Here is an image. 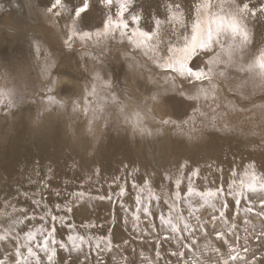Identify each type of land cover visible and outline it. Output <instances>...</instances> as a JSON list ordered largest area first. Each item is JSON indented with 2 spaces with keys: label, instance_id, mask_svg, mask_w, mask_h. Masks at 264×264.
<instances>
[{
  "label": "snow or ice",
  "instance_id": "obj_1",
  "mask_svg": "<svg viewBox=\"0 0 264 264\" xmlns=\"http://www.w3.org/2000/svg\"><path fill=\"white\" fill-rule=\"evenodd\" d=\"M95 4L105 6L109 11L115 5L116 11L112 15H107L102 8L100 23L92 24L88 19L93 6L91 0H49L44 11L55 16L57 21H63L66 29L63 45L69 53L74 51L77 42L85 43L93 36L101 35H110L113 39L127 37L128 41L140 47L153 40L162 23L171 24L170 31L166 33L167 41L161 39L150 47L154 67L159 70L158 74L165 81L164 93L160 92V86L154 78L157 73H153L152 79H145L144 89L149 101L158 104L179 103L183 106V110L171 113L164 111L158 121L160 125H171L175 128L177 124L187 123L186 118L190 119L189 109L200 111L196 101L201 96L207 99L210 91L215 101L219 95L217 89L226 94L224 99L227 100L225 107L228 111L241 113L259 111L264 119V48H257L254 45L255 26L257 22L264 24V0H169L165 6V20L155 19L153 27L147 30L139 26L141 16L131 14L128 0H95ZM11 7L31 9L34 5L32 0H23L22 5L15 4ZM125 13L131 15L130 22ZM172 21L176 22L172 23ZM130 24L137 25L131 32L128 31ZM137 36L143 39L140 41L133 39ZM33 39L36 41L35 54L39 55V38ZM51 55L54 53L44 56L43 66V71L48 76V83L45 85V92L41 94V102L47 103L38 113L34 123L39 126L45 113L51 114L53 111L66 113L71 110L77 118L81 116L84 118L85 136L94 135L95 125L98 123L102 122L107 128L109 125L105 107L93 106L92 100V97L97 95L96 81L101 79L99 73L94 76L89 75L86 69L81 68L79 60L76 61L75 74L67 71V68L72 67L70 60L62 72L59 63L49 62ZM101 67H103L102 62ZM8 74V70L5 69V77ZM57 74L72 75V78L81 85L79 93L75 87H64L63 91L70 94V99L66 102L56 100L52 95L55 92ZM118 80L119 76L105 71L103 88L106 90L103 95L105 101L119 106L120 111L123 112L124 101L121 97L131 98V96L126 89L117 91ZM21 86L26 87L24 82H21ZM169 88L174 89L173 96H166ZM177 95L180 97L179 101L175 100ZM136 100L138 105L142 103L139 97ZM25 103H35V100L29 101L22 94H18V86L0 89V109H3V119L15 115ZM134 131L141 136L154 134L151 128L143 125H136ZM195 131V127L188 132L181 127L178 135L194 141L199 139L193 135ZM156 134H159L158 130ZM259 147L264 157V134L259 137ZM84 151L85 157L72 163L77 169L87 168L93 176H101L102 169L95 160V148L86 145ZM34 163L39 165L40 162ZM53 164L54 161L48 162L46 176L55 175ZM121 164L127 175H131L133 171L137 176L140 175L139 166L126 164L123 161ZM177 171L184 172L188 183L185 186L182 180H175L170 190L171 203L169 199H163L160 195L150 194L147 200L135 196L130 204L134 222L142 217H157L161 225L170 229L167 234L153 232L156 226L152 220H148L145 229L141 232L144 238H147L145 233L154 237V249L156 244L163 248L164 242H167L171 248L167 259L161 256L159 250H155L152 257L154 264H161L162 261L164 264H264V159L260 162L258 170L256 161H252L251 180L247 184L244 180H240L237 184L235 179L237 170L233 169L231 183L225 181L214 191H205L203 188L195 190L192 177L198 178L201 170L198 165L193 166L189 158L183 159ZM33 172L39 175L36 167L33 168ZM220 172L223 173L222 168ZM247 174L245 170V175ZM164 178H170L167 169ZM112 183L119 189L117 195L123 198L128 189L121 187L116 182V178H113ZM144 184H149V181L140 177L139 181H133L132 188ZM50 185L51 180L48 179L45 187L50 188ZM154 187L159 191V185ZM17 193H19L18 189ZM253 193L259 195L254 199ZM61 194L60 191L55 193L57 197ZM194 194L202 198V203L197 206L188 202L187 214H185L181 208L186 202L184 197H191ZM12 195L13 193H9L3 201H0V264H107V260L103 258L104 254L108 253L111 257L113 252L118 253L124 264H136L135 258H129L135 253V249L127 248L129 241L116 239V224L128 225L126 216L128 209H124L123 203L120 204V208L124 214L119 219L110 214L108 231L103 234L101 241L93 245L91 238L86 234L76 236L68 234L66 240L57 238L56 221L59 212L63 211L64 216H68L79 210L78 207L65 206L64 209H60L58 204L54 209L56 214L50 217L51 227L45 226L37 234L22 227L35 217L29 216V210L18 204V195L16 200L10 199ZM221 196L224 199H220ZM82 197L83 192H79L76 198ZM213 197L216 199L210 203ZM228 197L231 199L229 200ZM25 198H27L26 194ZM105 199L111 202L112 197L107 193L99 196L100 201ZM32 203L35 205L38 201L33 198ZM72 203L75 204V201L73 200ZM217 203L219 207L216 206ZM156 204H162L163 209L159 212L153 211V206ZM80 207H83V202ZM230 208L232 211L229 210ZM201 209V214L195 215ZM165 211L167 215L164 214ZM209 211L211 214L205 218ZM16 214L23 219L17 218ZM44 219L45 217H40L41 222ZM220 222L226 225L227 231L217 227ZM68 223L71 228V221ZM97 226L93 225V228ZM99 227L103 228V225ZM136 227L139 225L137 224ZM21 232L25 234L27 245L20 241ZM37 235L40 239H37ZM209 238H213L212 243H208ZM201 240L204 241L202 248L198 247ZM121 245L125 246L122 251ZM61 252L66 253L62 259H60ZM138 258L140 264H150L149 260L142 256Z\"/></svg>",
  "mask_w": 264,
  "mask_h": 264
},
{
  "label": "rangeland",
  "instance_id": "obj_2",
  "mask_svg": "<svg viewBox=\"0 0 264 264\" xmlns=\"http://www.w3.org/2000/svg\"><path fill=\"white\" fill-rule=\"evenodd\" d=\"M11 1L12 0H0V18L10 21L11 25L13 24L12 27H10V31L0 32V89L18 86V94H22L25 99L29 101L35 100V103H25L21 105L19 110L15 112V115H9L6 120L2 118L3 109H0V153H7V151L9 150V146L10 149L12 147H15V145L20 147L24 141L30 139V136H32L31 140L34 143H44L45 145V142H47L48 151H54V147L52 146L53 144L51 143L52 141H48L46 135H44L42 131L45 126H43L41 123L45 122L49 127L48 130H51V133L54 131H58V133L62 132V134L67 135V139L64 136L65 139L62 143H66L70 149L78 148L80 149V152L85 155L84 147L86 145L92 148L97 147L98 149H95L96 162L97 159L99 160V156L102 157L101 153L103 152V150L111 148L113 151V160L120 162L123 161L126 164L131 163L130 165L137 166L140 161L137 157L133 158V154L130 153L128 154L129 157L127 159L123 156V151H120L119 153L117 151L118 143L120 140H124L122 139L123 137L128 136L129 138H132L130 139L131 141H133V139L139 138L140 141L138 144L140 146V149L142 150L140 156L143 157V161L147 162L155 171L160 172L162 166L169 164L167 153L169 152L170 148L175 147V144L176 147H179V149H183L185 155H192L193 159L201 157L203 153H208L205 150L206 146L207 144L211 145L217 142L215 134L216 132H221L222 129H224L221 128L224 120L228 125L232 127H237L236 125L239 122H242V127L240 130L243 131L244 134L264 132V119H262L259 111L243 113L239 111H228L225 107V105L227 104V100L224 99L226 94L219 89H217L219 95L217 96L215 101L212 98L211 91L209 92L207 99L201 96V98L196 101L197 108L200 109V111H193L189 109L190 119L186 118L188 120L187 123H184L183 125L177 124L175 128H173L171 125H160L158 121L160 116L163 115L164 111L170 113L174 111H182L183 106L179 103H176L175 105H173L172 103L158 104L148 100V94L145 92L144 84L146 78H153V73H157L154 78L157 84L160 86L161 93H164L163 85L165 81L164 78L158 74L159 70L155 69L154 63L150 62V60H140L139 58L134 57L132 50H130L131 47L127 42L120 44L113 43V40L115 39H113L112 37H109L107 39L108 46L101 43H94L92 49H102V51L105 50L112 56H110V58L101 57L98 58V60L83 59L82 54L86 52L87 49H89L84 43L75 44L74 51H72L71 53H69L68 50L66 51L67 48L64 45L57 44V42H55V44L52 43L51 46L49 38L47 37V35H45V29L42 25L35 23L33 25H28L29 23L26 21L24 9L20 8L16 17L12 14V11L9 10V8L11 9ZM17 3L22 5L23 0H17ZM102 8L104 9V11H106V8L104 6H100V10ZM175 22L176 21H172V23ZM167 25L169 28L168 30L170 31L171 24L168 23ZM37 29H39V31ZM31 31H34L35 36L29 35ZM33 38H39V55L35 54L36 41ZM48 53L55 54L51 55L49 62L61 64V69L63 68L62 71L65 70L64 66L70 60L73 67L67 68V71L69 70V73L75 74L76 61L79 60L81 68L86 69L89 75L94 76L95 73H100L101 79L96 81L97 95L92 97V100L93 106L102 105L105 107V115L107 116L109 125L107 128L103 126L102 122L98 123L97 125H95L94 135L85 136L84 118L82 116L77 118L76 114L71 112V110L66 113H58L57 111H53L51 114L45 113L39 126L34 123V121L37 119L38 113L42 108L45 107L47 103L46 101L43 103L41 102V94L45 92V85L48 83V76L46 72L43 71L44 56ZM66 57L68 59H66ZM130 57L131 60L129 59ZM101 62L103 64V67H101ZM5 69H7L9 73L6 77L4 75ZM92 69L96 70L95 73L88 72ZM52 71H54V69ZM103 71H107L109 74L119 76V80L116 81L117 91L119 92L122 89H126L131 96V98H126L123 96L121 97V100L124 101L123 112L120 111L119 106L112 105L110 101H105L103 92L106 89L103 88ZM55 80V92L52 95L56 100L66 102L70 99V94L62 91L65 86L75 87L77 93H79L81 89V85L77 81H75L71 75L57 74L55 76ZM21 82H24L26 87L21 86ZM134 88L136 89V91ZM193 92H195V90H193ZM173 95L174 89L169 88L166 96ZM137 97H139L142 101V103L139 105L137 104ZM175 100L179 101L180 97L178 95L175 96ZM201 113H203V115ZM131 118H133L135 122L131 121ZM136 125H143L145 127L151 128L154 134L151 136H141L138 132L134 131V127ZM238 125H240V123ZM181 127L185 132H188L190 129L195 127L196 131L193 133V135L199 137V139L189 141L186 136L178 135ZM157 130L159 134H156ZM72 132L75 134H73ZM7 135L8 137H10L9 140L6 137ZM118 135H120V137L115 138ZM169 135H171L174 140L177 138L178 141H174L173 144L171 142L168 143L164 140V138H166V136L167 138H169ZM76 137L77 143H73V140L76 139ZM58 140L60 141V139ZM99 142L101 143V145ZM64 146L65 145L62 144L63 149L65 148ZM131 146L132 145H130V147ZM131 151L132 150H129V152ZM98 154L100 155L98 156ZM215 154L217 155V157L221 158V150L214 152L213 155L216 156ZM63 157L67 158V160L69 159L68 154H63ZM11 160H15V158H11ZM4 165L5 162H2V167ZM159 166L161 167L159 168ZM70 168L73 172L74 170H76L74 164L71 165ZM75 174V180H78L77 177L80 176L79 178H81V181H76L73 189L75 191H80L84 186V179L82 178L84 174L80 171H75ZM2 175L3 174L0 173V181H8ZM91 175L92 174L90 173V176ZM124 176L126 178L123 177L124 180L122 179L120 185L129 190L131 188H129L128 186H130L131 184H129L127 178L130 175ZM40 184L44 185V182ZM100 195L101 194L95 193V191H87V193L82 197L83 207H80L82 205V202H76L75 204L70 205L71 207H74L76 205L75 207L79 208V210H77V215L75 216L76 225L80 227L82 226L80 225V223L83 222L85 225H89L92 228L93 225H98L95 228L100 229L99 225L105 223V217L102 219L101 214L109 215V212L105 213L106 208H104V205H102L104 204L105 200L100 201ZM258 195V193L252 194L254 199ZM229 198L231 199V197H228V199ZM186 203L187 202L181 205V208L185 211V214H187L188 206V203ZM192 203L196 204L197 206H199L200 204V202L197 201H193ZM126 208L127 207L124 206V209ZM201 211L202 209L200 211H197L195 215H200ZM210 214L211 212L209 211L205 215V218H207V216H209ZM89 220L91 221V223H89ZM145 221L147 220L143 217L139 221H135V225L140 224V228L136 227V229L139 228L138 232L140 233L136 235V241L138 240L143 243L140 249L134 248L135 253H132L133 256L131 255L132 257H129L130 259L135 258L136 264H140V260L138 258L139 256H142L143 258L149 260L150 264H154L152 257L155 250H159L161 256L165 257V259H167L168 251H171V248L169 244H167V242H164L165 244H163V248H161L159 244H156V248L154 249V237L150 235L147 236V238H144V236L141 235V232L145 229L147 224ZM256 223L258 224V221ZM219 228L221 230L227 231L225 224L219 225ZM169 231L170 229L159 233L167 234ZM124 239L126 238H119L117 240L119 241ZM126 240L130 241V239ZM209 240L208 243L213 242V238H209ZM99 241H101V238L95 239L94 241H92V243L94 245ZM203 242L204 241L201 240L198 247L202 248L204 245ZM242 242L243 241H241V243ZM129 248L131 249L132 247ZM123 249L124 245H121V251ZM65 255L66 253L64 254V256ZM103 258L107 260V264H124L123 260L120 258L117 252H113L111 257L108 255V253H105ZM161 264H164V261H162Z\"/></svg>",
  "mask_w": 264,
  "mask_h": 264
},
{
  "label": "bare ground",
  "instance_id": "obj_3",
  "mask_svg": "<svg viewBox=\"0 0 264 264\" xmlns=\"http://www.w3.org/2000/svg\"><path fill=\"white\" fill-rule=\"evenodd\" d=\"M91 2L93 6L89 13L88 19L92 24H99L102 19L100 6L95 4V0H91ZM32 3L34 5L33 8L24 9L26 21L29 23L28 25H33L34 23L42 25L45 29V35H47V37L49 38V42L51 43V46L52 43L55 44V42H57V44L63 45V40L65 39L64 32L66 30L63 21H57V18L55 16H53L51 13H46L44 11L49 4V0H32ZM168 3L169 0H128V6L131 10V14H136L141 16L139 26L145 30L153 27L155 19H161L162 21L165 20L166 17L165 6ZM15 4H18L17 0H12L10 3V7ZM19 10L20 8L11 7L12 14L15 17L18 15ZM115 11H116V6L114 5L111 11H109L106 8V11L104 12L107 15H112L115 13ZM125 15L130 22L131 15L129 13H125ZM190 23L191 22L189 21V24ZM167 24L168 22H164L161 24L159 32L149 44H144L143 46L138 47L136 44H133L130 41H128L127 37H124L123 39L117 38L113 40V43L120 44L127 42L131 47L130 50H132L134 57L139 58L140 60H150V62L154 63L152 59L153 53L151 52L150 47L151 44H155L161 39H163L165 42L167 41L168 36L166 35V33L169 32L168 30L169 28ZM12 25L10 24V21L0 18V32L10 31V27H12ZM136 27L137 25L130 24V28L128 29V31L131 32ZM37 30L39 31V29ZM34 34H35L34 31H31L29 33L30 36H35ZM109 37L111 36L110 35L109 36L101 35L99 37L93 36L88 42H85L84 44L89 49H87V51L82 54L83 59L98 60V58L101 57L110 58L111 55L105 50L102 51V49L101 50L92 49L94 43H101L103 45H107L108 44L107 39ZM133 39L140 41L143 38L137 36L134 37ZM77 40L79 41V38H77ZM76 44H81V42H77ZM254 45L257 48H264V24L259 22H257L255 26ZM66 59L68 58L66 57ZM129 59L131 60V57ZM95 71H96L95 69H92L91 71L88 72L95 73ZM130 120L135 122L133 118H131ZM239 123L240 125H238ZM239 123L236 125L237 127H232L228 125L224 120L223 125L221 126V128L224 129H222L221 132L220 131L216 132L215 134V138L217 142L211 145L207 144L205 150L208 153H203L202 156L197 159H193L192 155H185L183 149H179V147H176L175 144V147L170 148L169 152L167 153L169 164L162 166L160 172L155 171L147 162L143 161V157L140 156L142 150L140 149V146L138 144L140 141L139 138L133 139V141H131L130 139L132 138H129L128 136L123 137L122 139L124 140H120L118 143L117 152L119 153L120 151H123L124 152L123 156L127 159L129 157L128 154L130 153L133 154L134 156L133 158L137 157L140 160L137 165L140 168V175L137 176V174L134 171L130 176L128 175L129 177L127 178V180L129 184H131L128 187L131 189L127 190L126 192L127 194H125V196L121 198L118 195H115L118 194L119 189L115 187V184H113L112 181L113 178H116V182L120 184L123 177H125L124 175L127 176V174L125 173L121 162L113 160L112 157L113 151L111 148L103 150V152L101 153L102 157H100L99 156L100 154H98L99 160L97 159V164L102 169L101 176H96V177H94L93 175L90 176L91 172L87 168L77 169L75 165L74 167L76 170H74L73 172L70 168L71 165H73L72 161L74 160L79 161L80 159L84 158L85 155L82 154V152H80V149L78 148L70 149L66 143H62L64 142L65 139L64 136L67 139V135L62 134V132L58 133V131H54L51 133V130H48L49 127L47 126V124L43 122L41 124L45 126V128H43L42 131L44 135H46L48 141H52L51 143L53 144L52 146L54 147V151H48L47 142H45V145L44 143H34L31 140L32 136H30V139L24 141L20 147L15 145V147H12L10 149L9 146V150L7 151V153L6 152L0 153V173H2L3 174L2 176L9 181V182L6 180L0 181V201H3L4 197L9 193H13V195L10 197V199L13 200H16V197L18 195L19 196L18 204L29 210V216L35 217L34 219L31 220L30 223H26L22 225V227H24L26 230H32L34 233L38 234L41 232L43 228H45V226L51 227L50 217L51 215L56 214L54 213V209L58 204L60 206V209H64L65 206L71 207L70 205L73 204L72 203L73 200L75 201V203L82 202L83 201L82 198L80 199L76 198L79 192H83V196L87 193V191H95V193L101 195L107 193L109 196L112 197V200L111 202H109L107 199H105L104 204H102L104 205V208H106L105 213L109 212V215L111 213V215L119 219V217L122 214H124L120 208V204L123 203V205L127 207L126 209H128L126 213V216L128 218V225L125 226L122 224H116L115 226L116 239L119 238L130 239L127 247L128 248L132 247L133 249L134 248L140 249L143 243L138 240H137L138 242L136 241V235L140 234L138 232L140 227L136 229V225H135L136 222H134V220H131L133 219L132 218L133 210L130 208L131 201L135 198V196H141L144 200H147L150 194L160 195L163 199H169L170 190L176 179L182 180L183 184L186 186L188 183L187 176L184 175V172L177 171L178 165L183 161L184 158H189L191 164L193 166L198 165L201 170V174L198 178L192 177V183L194 185L195 190L197 191L201 188H203L205 191L208 190L214 191L216 187H218L225 181L231 183V181L233 180V176L231 174L233 169L237 170L235 176L237 184H239L240 180H244L245 184L250 182L252 175V161L253 160L256 161L257 170H258L260 162L262 161V159H264V157H262L261 155L262 149L259 147V137L260 135L264 134V132L244 134V132L240 130L242 127V122ZM6 137L8 140L10 139L8 135ZM119 137L120 135H118L115 138H119ZM58 139H60V141ZM164 140L167 141L168 143L171 142L172 144L174 141H178L177 138L174 140L171 137V135H169V138H167L166 136ZM73 143H77V137L76 139L73 140ZM62 144L65 145L64 149L62 148ZM130 145L132 146L130 147ZM94 148L96 150L98 149L97 147ZM129 150L132 151L129 152ZM219 150H221L222 153L221 158L217 157L216 154H215L216 156L213 155L214 152ZM63 154H68L69 159L67 160V158L63 157ZM11 158L12 159L15 158V160H11ZM35 161H39L40 162L39 165H36L34 163ZM49 161H54L53 164V167L55 169L54 176H52L51 174H48L46 176L47 164ZM2 162H5V165L3 167H2ZM209 165H211V167H209ZM34 167L37 168L39 175L33 172ZM160 167L161 166H159V168ZM221 168L223 169V173L220 172ZM165 169H167L168 173L170 174V178L168 179L164 178ZM245 170H247L248 172L247 175H245ZM75 171H80L84 174L82 177L84 179L83 180L84 186L83 188H81L80 191H75L73 189L75 182L81 181V178H79L80 176L77 177L78 180H75V175H76ZM154 171L155 174H153ZM188 175H191V173H188ZM142 176L145 180L149 181V184H144L143 186L138 185L137 188L133 189L131 187L133 181L134 180L139 181L140 177ZM205 177H207V179H205ZM48 179L51 180L50 188L45 187V184L47 183ZM42 182H44V185L40 184ZM156 185H159V191H157V189L154 187ZM150 188H151V192H150ZM17 189L19 190V193H17ZM57 191H60L62 193L59 197L55 195ZM25 194L27 198H25ZM33 198L36 201H38V203H36L35 205H33L32 203ZM223 198L224 197L222 196L220 197V199ZM184 199L187 203L188 202L192 203L193 201L202 203V198L199 195H195V194L192 195L191 197L185 196ZM215 199L216 198L213 197L210 199L209 202L211 203ZM169 203H171V199H169ZM216 206L219 207V204L217 203ZM163 207L164 206L162 204H156L153 206V211L159 212L160 210L163 209ZM229 210L232 211L231 208ZM164 214L167 215V212L165 211ZM16 215L17 218L23 219V217H19V214ZM76 215H77V211L69 214L68 216H64L63 211L59 212L58 219L56 221V226L58 228V232H57L58 239L64 238L66 240L68 234H71L73 236H76L78 234H86L88 237L91 238V241H94L95 239L102 238L103 234L108 231V224L111 222L108 219L109 215L101 214L102 219L105 217V223L102 224L103 228L100 227V229L92 228L89 225H85L84 223H80V225L82 226L79 227L75 223ZM241 215H242V210H241ZM40 217H45L43 222L40 221ZM145 219L147 221L152 220L153 224L156 226L152 230L153 232H163L165 230H168L167 226H163L160 224V221L157 217H147ZM69 221H71V225H72L71 228L69 227V223H68ZM147 221L145 222L147 223ZM223 224H224L223 222H220L218 223L217 227L219 228V225H223ZM144 235L150 236L147 233H145ZM37 239H40L39 235H37ZM20 241L25 245L28 244L24 232H21L20 234ZM9 247H11V245H9ZM64 254L65 253L63 252L60 253V259L63 258Z\"/></svg>",
  "mask_w": 264,
  "mask_h": 264
}]
</instances>
